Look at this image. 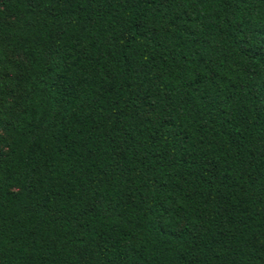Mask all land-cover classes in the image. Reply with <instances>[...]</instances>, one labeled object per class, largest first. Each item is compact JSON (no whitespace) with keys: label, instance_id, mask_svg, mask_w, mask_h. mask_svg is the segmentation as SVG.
Returning <instances> with one entry per match:
<instances>
[{"label":"trees","instance_id":"obj_1","mask_svg":"<svg viewBox=\"0 0 264 264\" xmlns=\"http://www.w3.org/2000/svg\"><path fill=\"white\" fill-rule=\"evenodd\" d=\"M0 264H264V0H0Z\"/></svg>","mask_w":264,"mask_h":264}]
</instances>
